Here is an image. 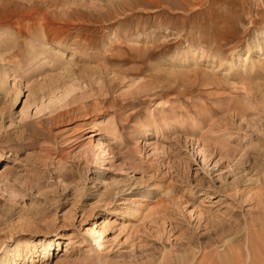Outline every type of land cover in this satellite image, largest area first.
Segmentation results:
<instances>
[{"label":"rangeland","instance_id":"rangeland-1","mask_svg":"<svg viewBox=\"0 0 264 264\" xmlns=\"http://www.w3.org/2000/svg\"><path fill=\"white\" fill-rule=\"evenodd\" d=\"M5 165L0 264H235L264 223V0H0Z\"/></svg>","mask_w":264,"mask_h":264},{"label":"bare ground","instance_id":"bare-ground-1","mask_svg":"<svg viewBox=\"0 0 264 264\" xmlns=\"http://www.w3.org/2000/svg\"><path fill=\"white\" fill-rule=\"evenodd\" d=\"M248 60L249 58L246 56L243 61L247 62ZM98 146L102 149L103 142L99 141ZM6 168L8 167L5 165L0 173H5ZM263 228V221L255 219V221H250L249 224H246L244 236L243 234H240L229 240V249L230 253H232V256L236 260L235 264H244V248L249 257V264H264V235L261 232ZM88 233L93 240L102 237V232L96 229H91Z\"/></svg>","mask_w":264,"mask_h":264}]
</instances>
